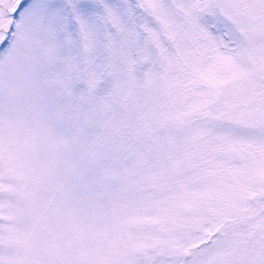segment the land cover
Masks as SVG:
<instances>
[{"label":"snow or ice","instance_id":"1","mask_svg":"<svg viewBox=\"0 0 264 264\" xmlns=\"http://www.w3.org/2000/svg\"><path fill=\"white\" fill-rule=\"evenodd\" d=\"M0 264H264V0H0Z\"/></svg>","mask_w":264,"mask_h":264}]
</instances>
